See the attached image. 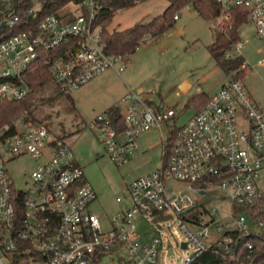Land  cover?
Returning <instances> with one entry per match:
<instances>
[{
  "label": "built area",
  "instance_id": "obj_1",
  "mask_svg": "<svg viewBox=\"0 0 264 264\" xmlns=\"http://www.w3.org/2000/svg\"><path fill=\"white\" fill-rule=\"evenodd\" d=\"M215 1L221 14L211 22L213 30L230 29V11L241 9L264 41V0ZM104 2L78 0L38 22L39 0H0V98L19 101L29 94L24 75L35 62L47 67L66 96L107 70L121 73L123 59L108 55L100 42ZM241 45L235 43L225 57L238 56ZM250 70L244 62L188 122L169 131L160 168L116 197L120 208L111 218L90 211L96 192L70 147L46 125L27 111L1 125L0 264H159L162 241H142L137 226L166 213L182 221V249L193 248L182 264L210 250L252 251L250 238L264 240V114L243 82ZM119 104L122 118L115 125L106 111L88 126L100 133L116 166L138 151L139 136L173 126L175 118L173 107L152 104L133 89ZM20 158L32 163L21 190L7 168ZM171 180L181 189L169 190Z\"/></svg>",
  "mask_w": 264,
  "mask_h": 264
},
{
  "label": "rangeland",
  "instance_id": "obj_2",
  "mask_svg": "<svg viewBox=\"0 0 264 264\" xmlns=\"http://www.w3.org/2000/svg\"><path fill=\"white\" fill-rule=\"evenodd\" d=\"M167 6V0H146L120 9L114 13L107 29L122 31L149 22ZM212 21H205L188 5L177 13L169 30L148 38L132 55L124 57L120 63L124 64L123 80L116 75L93 80L89 86L84 85L66 96L51 79L33 87L23 99L31 115L70 147L85 181L98 196L90 206L91 212L111 218L120 208L116 197L126 196L128 186L136 178L160 168L162 141L168 139L169 131L188 122L196 113V107L187 105V101L198 94L210 97L229 79L230 75L215 64L207 50L213 42ZM239 38L242 43L239 55L251 67L250 73L242 76L243 82L264 114V41L257 40L250 22L239 29ZM130 89L155 104L173 107L175 118L173 126L162 125L160 131L152 129L139 136L138 151L129 156L126 164L116 166L105 152L100 133L88 126L107 106L118 104ZM119 106L122 109L123 105ZM7 168L15 187L23 189L32 169L30 160L10 161ZM168 187L171 191L181 189L180 183L173 180ZM209 205L217 203L211 201ZM181 224L172 213H166L163 218L147 217L138 224L142 241L150 242L153 238L162 241L159 264H182L191 255L192 247L185 250L180 246L186 241ZM168 249H172V255H168Z\"/></svg>",
  "mask_w": 264,
  "mask_h": 264
},
{
  "label": "trees",
  "instance_id": "obj_3",
  "mask_svg": "<svg viewBox=\"0 0 264 264\" xmlns=\"http://www.w3.org/2000/svg\"><path fill=\"white\" fill-rule=\"evenodd\" d=\"M40 9L37 11V21L39 22L45 15L60 14L67 4L78 0H39ZM146 0H105L104 8L101 11L97 25L101 28L100 42L108 55L124 57L132 55L148 38L157 37L169 30L176 20L177 13L184 7L190 5L193 10L207 22L217 18L221 14V7L215 0H167L168 6L157 17L149 22L138 23L131 28L122 31H108L107 27L112 21L113 15L120 9L133 7L137 3ZM29 1L23 7H29ZM231 28L223 31L213 30V42L207 46V50L225 73L237 72L245 62L241 55L226 58L225 54L231 47L240 41L239 29L247 23V14L241 9H232ZM36 21V22H37ZM12 30L11 32H16ZM10 32V33H11ZM52 79L47 67L40 62H35L25 73L24 80L30 87L44 84ZM206 94H198L187 101V105H194L196 112L199 111L208 101ZM30 111L25 107L23 100L13 101L0 98V126L10 121L19 113ZM111 121L115 125L116 121L121 120L122 110L112 107L107 111ZM32 116V115H31ZM32 118L37 121L33 116ZM174 139V132L171 133L167 143L166 151L170 149ZM253 250L247 251L240 248L237 251L219 250L217 254L210 251L203 253L191 264H264V240L260 237L250 238Z\"/></svg>",
  "mask_w": 264,
  "mask_h": 264
},
{
  "label": "crops",
  "instance_id": "obj_4",
  "mask_svg": "<svg viewBox=\"0 0 264 264\" xmlns=\"http://www.w3.org/2000/svg\"><path fill=\"white\" fill-rule=\"evenodd\" d=\"M242 27V26H241ZM124 72V70L121 72V73H123ZM121 73H116L114 70H112V69H110V70H107L106 72H104L103 74H101V75H99V76H97V77H95L94 79H92L91 81H89L88 83H86L85 85L87 86H89L90 84H91V82H93V80L94 81H99V80H101V79H105V78H107L108 76H112V75H116V76H118V78L120 79V80H123L122 79V75H121ZM223 84V83H222ZM84 86V85H83ZM222 86V85H221ZM81 88H79L78 90H80ZM77 90V91H78ZM128 93V92H127ZM70 96V95H69ZM147 100V99H146ZM148 102H150V103H152V104H155L154 102H152V101H150V100H147ZM120 102V101H119ZM115 104H113V105H111V106H107V108H105V112L106 111H108V109H110V108H112V107H118V108H120V106H119V103L117 104L116 102H114ZM155 105H159V104H155ZM122 111H123V106H122V109H121ZM38 121V120H37ZM49 130V129H48ZM50 131V130H49ZM57 138V137H56ZM137 145V144H136ZM138 147V146H137ZM75 160V159H74ZM76 162V161H75ZM77 163V162H76ZM78 164V163H77ZM79 165V164H78ZM84 173V172H83Z\"/></svg>",
  "mask_w": 264,
  "mask_h": 264
},
{
  "label": "water",
  "instance_id": "obj_5",
  "mask_svg": "<svg viewBox=\"0 0 264 264\" xmlns=\"http://www.w3.org/2000/svg\"><path fill=\"white\" fill-rule=\"evenodd\" d=\"M181 248H185V244H184V243L181 244ZM171 254H172V250L170 249V250L168 251V255H171Z\"/></svg>",
  "mask_w": 264,
  "mask_h": 264
}]
</instances>
